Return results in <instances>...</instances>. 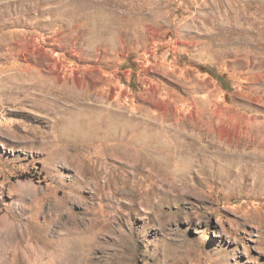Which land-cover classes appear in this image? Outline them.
I'll return each instance as SVG.
<instances>
[{
  "label": "rangeland",
  "instance_id": "obj_1",
  "mask_svg": "<svg viewBox=\"0 0 264 264\" xmlns=\"http://www.w3.org/2000/svg\"><path fill=\"white\" fill-rule=\"evenodd\" d=\"M24 236L264 264V0H0V264Z\"/></svg>",
  "mask_w": 264,
  "mask_h": 264
},
{
  "label": "bare ground",
  "instance_id": "obj_2",
  "mask_svg": "<svg viewBox=\"0 0 264 264\" xmlns=\"http://www.w3.org/2000/svg\"><path fill=\"white\" fill-rule=\"evenodd\" d=\"M134 181H136V180H134ZM34 240H35L34 238H29V237L24 236V237L17 239L15 242L16 244L14 245V246H16L15 249H17L18 251H19V249H24L25 251L26 250L29 251V249H30L32 252L31 254L35 255V257L33 256L34 262L33 261L30 262L31 260L29 258V260H30L29 264H62V262L59 260V257H62L63 259L67 258V256H68L67 253H65L63 256H61L64 252H66V250H63V241L61 239H59L58 237H55L54 239H49V240L48 239H46V240L45 239H38L39 240L38 243L45 244L42 247H39V245H36ZM52 249H53V251H52ZM69 250L70 249H68L67 251H69ZM46 251H49V255H47ZM25 254L26 253H24V255Z\"/></svg>",
  "mask_w": 264,
  "mask_h": 264
}]
</instances>
